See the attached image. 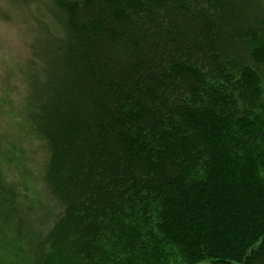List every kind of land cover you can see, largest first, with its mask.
Listing matches in <instances>:
<instances>
[{
	"label": "trees",
	"instance_id": "trees-1",
	"mask_svg": "<svg viewBox=\"0 0 264 264\" xmlns=\"http://www.w3.org/2000/svg\"><path fill=\"white\" fill-rule=\"evenodd\" d=\"M3 1L0 264H264V0Z\"/></svg>",
	"mask_w": 264,
	"mask_h": 264
},
{
	"label": "rangeland",
	"instance_id": "rangeland-1",
	"mask_svg": "<svg viewBox=\"0 0 264 264\" xmlns=\"http://www.w3.org/2000/svg\"><path fill=\"white\" fill-rule=\"evenodd\" d=\"M4 1L0 0V8L4 9ZM20 29L18 28L17 24L12 25V23H7L4 21V23L0 22V41L1 40H6L8 42V44H20L19 47H21V45H23L21 48L25 47V45L22 43V41L19 39L20 36ZM19 40L21 43H19ZM22 50V49H21ZM1 68V67H0ZM2 70V69H1ZM1 70H0V75H1ZM3 109V108H2ZM0 167H3L0 166ZM38 210L42 213L40 220H44L43 216L46 215V212L43 208H41L40 206L37 207Z\"/></svg>",
	"mask_w": 264,
	"mask_h": 264
}]
</instances>
